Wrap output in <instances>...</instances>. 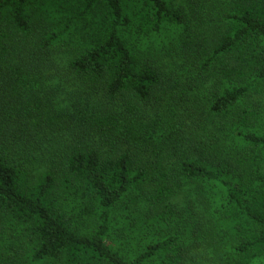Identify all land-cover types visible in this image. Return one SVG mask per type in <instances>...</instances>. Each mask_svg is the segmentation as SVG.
<instances>
[{
	"label": "trees",
	"instance_id": "obj_1",
	"mask_svg": "<svg viewBox=\"0 0 264 264\" xmlns=\"http://www.w3.org/2000/svg\"><path fill=\"white\" fill-rule=\"evenodd\" d=\"M177 1L0 0V264H264V0Z\"/></svg>",
	"mask_w": 264,
	"mask_h": 264
},
{
	"label": "rangeland",
	"instance_id": "obj_2",
	"mask_svg": "<svg viewBox=\"0 0 264 264\" xmlns=\"http://www.w3.org/2000/svg\"><path fill=\"white\" fill-rule=\"evenodd\" d=\"M181 2L180 0L177 1ZM165 70H168L166 68ZM261 101V107L264 111V98L260 99ZM194 200V196L192 192L188 189H180L176 191V194L170 198V203L175 207V209L170 208L173 211H177L178 214L186 216L187 210L192 207L193 205H190Z\"/></svg>",
	"mask_w": 264,
	"mask_h": 264
}]
</instances>
